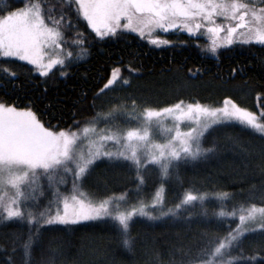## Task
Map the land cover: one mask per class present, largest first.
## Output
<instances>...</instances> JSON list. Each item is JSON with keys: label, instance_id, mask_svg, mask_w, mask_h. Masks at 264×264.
<instances>
[{"label": "snow or ice", "instance_id": "1", "mask_svg": "<svg viewBox=\"0 0 264 264\" xmlns=\"http://www.w3.org/2000/svg\"><path fill=\"white\" fill-rule=\"evenodd\" d=\"M65 6L86 20L101 39L117 34L118 30H130L160 46L174 42L158 35L157 30L165 35L171 30L203 32L209 43L201 46L202 51L217 57L222 47L237 42L264 44V0H62L59 18L51 15L55 8L48 0H29L23 7L11 10H6L10 5L0 0V57H19L45 77L57 66L67 68L73 61L86 57V35L76 31L75 38L68 39L63 30L66 26L78 28L71 18L65 21ZM65 44L78 50L74 53ZM128 67L136 71L131 65ZM0 68L15 78L11 69L3 65ZM128 84L120 67H113L97 97ZM259 96L258 93V99ZM130 103L131 108L127 101L121 100L107 112L97 111L86 121L75 122L81 124L79 128L64 129L46 126L31 107L20 108L0 101V221L15 218L29 225L27 234L17 238L22 264H31L44 225L109 217L124 246L132 247L131 224L135 217L158 220L179 216L182 210L197 203L200 214L207 217L205 204L209 197L220 204L212 213L218 221L238 218L239 222L235 227L228 225L230 230L223 235L205 232L195 252L182 253L180 259L170 257L166 264H240L241 260H256L259 253L247 257L231 254L234 249L243 252L245 233L259 230L264 234V191L257 195L255 185L246 201L235 202L228 211L226 201L231 199L228 192L187 190L178 202L166 205L165 185L161 183L147 203L142 197L129 203L128 190L100 197L86 191L82 182L95 168V162L106 157L126 162L135 170L138 183L132 191L139 193L145 182L141 173L149 166L157 168L160 179H170L181 162L214 152V145L203 144L205 134L214 126L236 121L264 134V107L252 111L230 96L220 106L180 99L163 107L145 106L137 111L136 101L132 99ZM117 115L134 120L137 126L123 127L116 120ZM101 120L110 123L98 127ZM157 134L163 137V142L154 138ZM69 175L71 188L65 193L61 187L67 186ZM261 189L264 190V185ZM46 195L51 199L41 205ZM150 206H156V210L148 211ZM157 264L165 262L158 260Z\"/></svg>", "mask_w": 264, "mask_h": 264}, {"label": "trees", "instance_id": "2", "mask_svg": "<svg viewBox=\"0 0 264 264\" xmlns=\"http://www.w3.org/2000/svg\"><path fill=\"white\" fill-rule=\"evenodd\" d=\"M26 2L29 0H4L10 5L6 10L23 7ZM48 2L55 8L51 15L59 18L62 0ZM63 11L65 21L71 18V23L78 25V28L63 29L67 38L74 39L76 31L87 37L85 58L73 61L67 68L57 66L47 77L35 73L23 61L0 59V65L16 74L11 78L0 68V101L20 108L31 107L48 127L79 128L81 124L75 122H84L97 111L107 112L121 100L127 101L131 108L130 102L134 99L137 111L145 106L163 107L180 99L220 105L228 96L254 111L264 107V44L237 42L222 47L217 57L202 51V37L184 31L168 34L174 44L165 47L152 46L138 34L126 30L101 39L73 9L65 6ZM129 65L136 71H130ZM113 67H120L129 84L97 97ZM116 120L123 127L131 123L123 115H117ZM203 144L214 145L215 151L197 160L181 162L170 179H160L157 168L149 166L141 173L145 182L139 193L132 191L138 183L135 170L126 162L109 159L95 162V168L82 182L83 187L100 197L128 190V202L132 203L141 197L151 198L164 183L166 205L178 202L187 190L228 192L231 194V199L226 201L228 211L235 202L247 200L253 185L257 195L264 191L261 189L264 185L262 135L239 123H224L212 127L205 134ZM49 199L51 196L46 195L41 205ZM205 207L207 217L200 214L198 203L182 210L179 216L158 220L135 217L131 224L132 247L124 246L110 218L44 225L42 237L34 246L31 264H49V261L52 264H157L158 260L166 264L170 257L180 259L182 253L195 252L205 232L223 235L230 230L228 225L235 227L236 218L220 222L212 215L220 207L215 198L209 197ZM28 228L26 222L15 218L0 221V264H10V261L22 264L17 238L26 235ZM242 248V253L234 249L232 255H259L254 261L245 259L240 264H264V234L259 230L242 238Z\"/></svg>", "mask_w": 264, "mask_h": 264}, {"label": "rangeland", "instance_id": "3", "mask_svg": "<svg viewBox=\"0 0 264 264\" xmlns=\"http://www.w3.org/2000/svg\"><path fill=\"white\" fill-rule=\"evenodd\" d=\"M90 27V26H89ZM91 29V28H90ZM92 30V29H91ZM119 31V30H118ZM126 31H130V30H126ZM92 32L94 33V30H92ZM132 32V31H131ZM180 32H182V30H171L168 34H171V33H180ZM135 33V32H134ZM95 34V33H94ZM136 34H138V33H136ZM157 34L158 35H164L165 36V38L166 39H168V40H170V41H173V40H171L170 38H168V34H164L163 33V31L162 30H157ZM139 35V34H138ZM193 35H196V36H200V37H202L203 39H204V45H206V44H208L209 43V40H208V38L206 37V34H204L203 32L202 33H199V34H193ZM140 36V35H139ZM143 38V37H142ZM145 39V38H144ZM146 40V39H145ZM147 41V40H146ZM148 43H150L149 41H147ZM254 43H257V42H254ZM85 45V44H84ZM150 45H152V46H155V47H165V46H168V45H160V46H157V45H153V44H151L150 43ZM65 47H68V48H71L72 49V51L75 53L78 49L77 48H75V47H73L72 45H68V44H65L64 45ZM84 47H86V46H84ZM4 58H6V59H17V60H20V61H23V60H21L19 57H0V59H4ZM85 58V57H84ZM83 59V58H82ZM23 62H25V63H28V64H30V62H28V61H23ZM31 65V64H30ZM32 66V65H31ZM33 67V69H34V66H32ZM35 72V71H34ZM35 73H37V72H35ZM39 74V73H38ZM41 75V74H40ZM204 104H206V105H210V104H207V103H204ZM220 105H222V104H220ZM220 105H211V106H220ZM260 108V107H259ZM251 110V109H250ZM252 111H254V110H252ZM131 123H130V126H137V124H136V122L133 120V121H130ZM106 123H110V122H106V121H103V120H101L100 121V123L98 124V127H104L105 126V124ZM227 123H238V122H236V121H231V122H227ZM256 131V130H255ZM257 133H259L258 131H256ZM260 135H262L263 137H264V134H261V133H259ZM154 138L155 139H157V140H160L161 142H163V137L162 136H160V135H154ZM100 159H108V158H106V157H102V158H100ZM98 161V160H97ZM46 179V178H45ZM66 179L68 180V184H67V186L66 187H64V186H62L61 187V191L64 189V188H67V189H69L70 190V188H71V176L69 175L68 177H66ZM164 184V183H163ZM154 195V194H153ZM152 195V196H153ZM152 196H151V198H152ZM151 198H149V199H144V201H145V203H147ZM156 210V206H150L149 208H148V211H155ZM142 217H144V216H142ZM106 218H109V217H101V218H96V219H90V220H85V221H92V220H99V219H106ZM147 218V217H146ZM163 218V217H162ZM111 219V218H110ZM237 219V223L239 222L238 221V218H236ZM79 222H84V221H79ZM59 223V222H58ZM70 223H72V222H70ZM247 233H245L244 234V236L246 235ZM243 236V237H244ZM242 237V238H243ZM232 254V253H231Z\"/></svg>", "mask_w": 264, "mask_h": 264}]
</instances>
